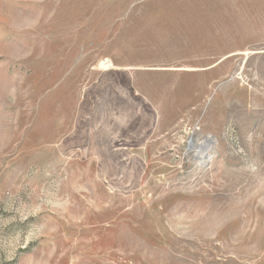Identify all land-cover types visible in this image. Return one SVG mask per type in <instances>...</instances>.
<instances>
[{"label":"rangeland","instance_id":"1","mask_svg":"<svg viewBox=\"0 0 264 264\" xmlns=\"http://www.w3.org/2000/svg\"><path fill=\"white\" fill-rule=\"evenodd\" d=\"M0 264H264V0H0Z\"/></svg>","mask_w":264,"mask_h":264},{"label":"bare ground","instance_id":"2","mask_svg":"<svg viewBox=\"0 0 264 264\" xmlns=\"http://www.w3.org/2000/svg\"><path fill=\"white\" fill-rule=\"evenodd\" d=\"M104 67L107 66V64L103 65ZM206 143V141L204 142ZM190 149L191 150H196L198 153V157L199 159L204 162V163H209L212 160L213 157V150H214V146L212 142H207V146L206 144H197L195 145L194 142L190 141Z\"/></svg>","mask_w":264,"mask_h":264},{"label":"water","instance_id":"3","mask_svg":"<svg viewBox=\"0 0 264 264\" xmlns=\"http://www.w3.org/2000/svg\"><path fill=\"white\" fill-rule=\"evenodd\" d=\"M214 142V141H213Z\"/></svg>","mask_w":264,"mask_h":264}]
</instances>
